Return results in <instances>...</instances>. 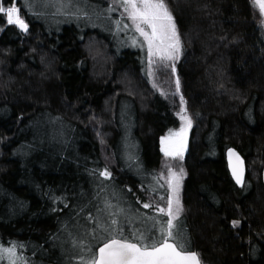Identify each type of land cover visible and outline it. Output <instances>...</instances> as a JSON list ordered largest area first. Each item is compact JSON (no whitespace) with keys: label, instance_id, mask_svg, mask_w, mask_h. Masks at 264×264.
Returning <instances> with one entry per match:
<instances>
[{"label":"trees","instance_id":"trees-1","mask_svg":"<svg viewBox=\"0 0 264 264\" xmlns=\"http://www.w3.org/2000/svg\"><path fill=\"white\" fill-rule=\"evenodd\" d=\"M114 1L16 0L27 32L0 15V247L15 246L18 264H79L100 217L130 239L158 238L167 219L143 205L169 198L161 139L180 122L176 81L151 77L147 49H119L114 30L60 9L104 13ZM167 2L193 120L174 233L202 264H264L263 15L254 0Z\"/></svg>","mask_w":264,"mask_h":264},{"label":"snow or ice","instance_id":"snow-or-ice-1","mask_svg":"<svg viewBox=\"0 0 264 264\" xmlns=\"http://www.w3.org/2000/svg\"><path fill=\"white\" fill-rule=\"evenodd\" d=\"M128 13L129 18L135 23L136 30L147 41L149 56L159 53L162 59H174L177 57L180 49V36L177 31L175 19L172 11L169 9L167 0H120ZM259 7L260 12L264 14V0H254ZM0 15L6 16V22L9 25H16L21 30L27 31L28 24L20 16V9L16 6V0H11V6H5V0H0ZM146 26L150 31H146ZM155 47V52L153 51ZM180 82L177 79L176 87L179 91ZM185 102L181 96V105ZM186 108H181L178 113L180 119L191 126V120L187 116ZM185 129L182 127L179 132L173 135L180 138V145L183 146V137ZM166 156H179V149L169 151L164 148ZM230 162L235 157L232 164L233 175L237 179V183H242V161L240 157L232 150H228ZM182 171V170H181ZM100 176L111 177V173L105 169L99 173ZM176 179L175 185L172 179L169 180V186L172 187L173 193H177L175 200L168 198L166 200V208L159 205L144 204V208H154L162 217L159 221L160 236L153 239L151 236H145L143 233H132L131 239L123 235L122 228H114L119 221L111 218L109 222H105L103 217L96 219V227L93 233V239L97 241V246H93L90 242L81 247L79 255V264H200L199 256L196 252L187 248L184 244L176 239L174 229L177 228V220L182 212V207L178 197L179 180L175 173L170 174ZM113 205L106 201L105 208L101 211L110 210ZM123 213V209L117 208L116 213L108 212L109 217ZM91 219V217H90ZM155 220V217H151ZM239 224V221H233V226ZM156 225L154 224V228ZM100 232L106 235H99ZM74 246L81 245L74 242ZM5 256L9 258V264H16L20 257L15 254V246L8 248L0 247V260Z\"/></svg>","mask_w":264,"mask_h":264},{"label":"rangeland","instance_id":"rangeland-1","mask_svg":"<svg viewBox=\"0 0 264 264\" xmlns=\"http://www.w3.org/2000/svg\"><path fill=\"white\" fill-rule=\"evenodd\" d=\"M33 1L39 2L40 0H33ZM41 1L46 2V0H41ZM70 7H72V8H70ZM73 7H75L76 9H74ZM90 8H92L93 12H90V14H89V12L87 14H84L83 11L79 10V4L77 2V3L72 4V5L70 4V6L67 3V6L65 9H63L62 7L60 9H61V12L63 15H66V14L68 15V12L71 11L72 13H69V16L72 15V18H73L74 15H76L78 20L81 18L80 16L83 14V16H85V18H82V19L86 20V22L89 19V17L91 16L92 23L93 22L99 23L103 27H106L110 30H114L115 35H116L114 42H115V45L119 49H123L124 47H135V48H140L141 50L147 49L146 53L143 52L144 53L143 58H144V61L146 63L150 62L149 63V71H150L149 74L151 75V77L156 78V76H157L158 80H159L161 76L163 77V76L167 75L170 83H172V81L174 82V80L177 81L176 74H175V65H176L177 60L180 57L181 43H180L179 53H178L177 57L174 59H171V60L162 59L161 55L159 53L152 55L150 57L149 52H148L147 41L136 30L135 23L129 18L128 13L125 11L124 6L120 2V0H115L114 3H110L109 6L107 7V9L104 11V13H103V11H101L102 13L100 11L98 12V8L94 5H91ZM257 8H259V7L257 6ZM121 14L124 16L126 21H124V23H123V21H120V23L121 22L123 23V26L119 27L116 24L115 19L117 17L121 16ZM262 15L264 18V14H262ZM94 16H96L97 18ZM109 18H113L114 23H113V21L110 22L108 20ZM116 25H117V27H116ZM141 26L145 27L146 31H150V29H148L146 26H144V25H141ZM153 51L155 52V47H154ZM176 92L178 93L179 102H180L178 113L181 112L182 107L186 108V110H187L186 114L191 120V126L189 127L187 125V123L185 121L181 120L180 116L178 115L179 120H180L179 125L175 128L169 129L168 132L162 137V139H161L162 149H164L165 147H167L169 149V151H175V150L179 149V151L181 153L179 156H166L165 155V157L163 158V162H162V170H163V178L166 181L168 188H169V198H172L173 200H175L177 193H173L172 187L169 186V180L172 179V183H173V185H175L176 179L172 178L170 174L175 173L176 178H178V180H179L178 197H179L181 207L183 209L180 196H181V188H182V183L184 181L185 173H184L183 167H181L179 164H181L182 156L185 153L186 148H187L189 134H190L191 129L193 127V120H192V117L190 116L189 110L186 106V102L183 105H181L180 86H179V91H177V87H176ZM182 127L185 129L184 137H183V140H184L183 146H181L179 143L180 138L173 135V133L179 132ZM128 139L129 138L125 137V142ZM135 218L137 219L138 217H135ZM158 238H155V239H158ZM180 243H182V242H180ZM0 264H9V258L7 256H5L2 260H0ZM16 264H18L17 261H16ZM28 264H37V263L31 262Z\"/></svg>","mask_w":264,"mask_h":264},{"label":"water","instance_id":"water-1","mask_svg":"<svg viewBox=\"0 0 264 264\" xmlns=\"http://www.w3.org/2000/svg\"><path fill=\"white\" fill-rule=\"evenodd\" d=\"M18 27V26H17ZM19 28V27H18ZM20 29V28H19ZM21 30V29H20ZM22 32H27V31H23V30H21ZM162 151H163V153H164V149H162ZM165 154V153H164ZM241 159V158H240ZM242 161V160H241ZM235 162V157H233L232 158V161H231V167H232V164ZM242 172L244 171V168H245V166H244V163L242 162ZM232 170H233V168H232ZM263 181H264V169H263ZM195 252V251H194ZM197 253V252H196ZM200 259V258H199ZM200 264H202L201 263V260H200Z\"/></svg>","mask_w":264,"mask_h":264}]
</instances>
